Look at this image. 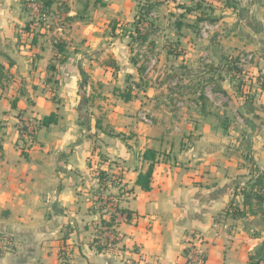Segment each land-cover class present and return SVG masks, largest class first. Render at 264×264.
<instances>
[{
  "label": "crops",
  "instance_id": "crops-1",
  "mask_svg": "<svg viewBox=\"0 0 264 264\" xmlns=\"http://www.w3.org/2000/svg\"><path fill=\"white\" fill-rule=\"evenodd\" d=\"M130 1H103L102 24L56 28L68 50L58 64L52 40L17 34L25 22L21 1L0 0V235L12 241L0 250V264H184L192 234L209 246L205 264H250L264 247V219L233 214L246 211L241 189L264 177V138L229 132L234 123L228 104L221 105L239 93L227 72L234 47L252 57L260 85L249 90L264 107V0L218 9L224 13L212 26L219 34L208 44L189 29L178 31L176 80L192 81L193 94L203 91L207 100L195 98L190 114L174 112L172 88L153 82V72L144 77L126 40L108 46L109 23L136 18ZM74 3L68 18L78 16ZM169 59L160 57L158 67ZM255 98L248 104L257 109ZM52 113L58 123L40 128L24 149L21 123ZM147 150L158 153V163L146 192L136 182L149 167ZM102 172L109 177L103 183ZM107 196L131 220L116 224L112 249L99 250L104 215L97 201Z\"/></svg>",
  "mask_w": 264,
  "mask_h": 264
},
{
  "label": "rangeland",
  "instance_id": "rangeland-1",
  "mask_svg": "<svg viewBox=\"0 0 264 264\" xmlns=\"http://www.w3.org/2000/svg\"><path fill=\"white\" fill-rule=\"evenodd\" d=\"M20 1L19 6L21 5L23 9L25 22L21 30L22 32L18 30L17 34L20 36L26 33L30 40L33 38L32 35L34 38L41 36L43 39L46 37L47 41L52 40V44L55 46L56 43L63 42L62 39L64 37V35L62 36L57 32L56 28L64 26L66 31L70 30L73 28L72 24L76 23L75 21H78V23H80V21L82 23H104V14L102 13L104 7L100 6L96 0H74L75 3L72 4V6L78 11V16L74 19L66 17L67 6L70 0H54L55 4L47 11H42L40 0ZM103 1L107 2V4L110 2V0ZM241 1L242 0H238L239 3ZM150 4L154 6L152 13L146 15V8ZM130 5L134 11L136 10V18L132 22L126 23V21L122 20L113 22L112 19H107L112 21L105 30V34L108 33V46H111L112 43L118 39L126 40L130 48V59H134V61L138 60L141 62V65H144V70L142 72L144 77L147 73L148 76L149 73L153 72V82H156L157 85L164 83L166 89L172 88L174 94L171 96L170 100L174 112L190 114L191 111L189 109L193 110L196 107L195 105H197V103L193 101L198 95L196 97V95L193 94V89L196 87L195 83L189 80L181 83L180 80H176V76L180 73L179 69L181 65L176 67L174 60H176V56L182 53L180 50V43L178 42V31L189 29L195 35L196 40L199 39V41L208 44L211 41L210 39L213 40L216 35L219 34L213 31V26L219 22L218 16L224 13L222 10L218 9L228 7L227 0H131ZM139 20L142 22H139ZM180 24H185L186 27L179 29V27L182 26H180ZM186 24H188V26ZM136 26H138L139 32L142 31L143 34L151 30L148 43L142 45L136 41V39L139 38L135 30ZM152 43H156V47H152ZM229 50H231L228 51L230 52L229 57L232 58L231 60H238L236 64L239 70L238 72L234 70L231 65L229 68H231L230 71L235 80L233 81V88L239 93L237 97L234 96L232 102L226 103L227 100H224L221 103V105L224 103L228 104L227 107L230 111V119L234 123L229 127L228 131L240 135H246L248 132L252 133V131H254L255 134L264 138V107L261 106L260 100L256 99L255 95L251 94L249 90L250 88H257L260 85L258 84L260 82L257 77L258 75H252V67L248 65V62L252 61V57L248 55L246 51H240L239 49H234V47H231ZM167 55H170L169 61L163 63L161 67H158L157 60H160V57L161 60H165ZM105 60L113 62L110 55H108ZM149 80L151 79L147 81ZM191 80L193 79L191 78ZM128 83L132 85V82L128 81ZM131 85L129 87H131ZM51 89L53 90L54 88ZM244 90L246 92L249 90V93L245 94ZM124 91H126V89H124ZM179 91L182 93L181 95ZM163 96L167 95L163 94ZM217 98L218 96L214 97V99ZM254 98L256 99L258 110L254 106H251L253 103L248 104L250 100L254 101ZM240 101L243 102L242 106L244 107V112L247 114L251 113L250 115L255 118V127L248 126L246 120L243 118V114L238 110V106L241 104ZM211 102H213V100H211ZM216 102L218 101L216 100ZM256 111L259 115L256 114ZM256 116H258V120H256ZM33 122H37L38 125L33 134L28 130L29 135L25 131V129H27L25 124ZM39 126L40 121L34 118H27L21 123L19 131L23 141L21 145L24 146V149L27 148L26 146L34 144L37 132H39Z\"/></svg>",
  "mask_w": 264,
  "mask_h": 264
},
{
  "label": "trees",
  "instance_id": "trees-1",
  "mask_svg": "<svg viewBox=\"0 0 264 264\" xmlns=\"http://www.w3.org/2000/svg\"><path fill=\"white\" fill-rule=\"evenodd\" d=\"M40 1H41L40 7H42V11L50 10L54 5V0H40ZM96 1L102 7L106 5L102 0H96ZM237 5H238V0H227L228 7L235 8L237 7ZM153 7H154L153 4H150L149 6H147L146 8L147 10L145 11V14L146 15L151 14ZM139 22H142V21L139 20ZM135 30H136V33H138L139 35V38L136 39L138 43H141L142 45H144L149 42V39H150L149 36H151V32H150L151 30L145 32L144 34L142 31L139 32L138 26H136ZM54 48L56 50V61L58 62V64H64L67 61L66 45L63 42H59L55 44ZM237 61L238 60H235V61L231 60L229 63L232 66V68L238 72L239 70L236 67ZM55 68H56L55 64H52L49 66L50 70H55ZM143 70H144V65L142 64L140 67V72L142 73ZM230 70L231 68H229L227 72L231 73ZM262 89L264 91V85L262 86ZM122 97L125 101H129L131 99V91L126 94H123ZM197 101L201 102L204 105L207 103V100L204 97L203 91L198 94ZM58 119L59 117H58V114L56 113H52L49 116L43 117L42 120H40L39 129L42 127H49L51 125H56L58 123ZM143 158L145 161L149 163V167L145 173H141L138 176L136 185L139 186L143 191L147 192V191H150L152 188L153 171H154L155 165L158 163V153L153 150H147L144 153ZM99 177L102 183L104 181L109 180L108 175L104 172L100 173ZM241 194L244 198V207L246 211L242 212L240 210L238 211L233 208L234 216H244L245 214H249L250 216H253V217L260 216L261 218L264 219V177L260 176L256 179L250 180L248 186L246 188L241 189ZM119 211L122 214H126L128 216L127 221L131 220L130 219L131 212L125 209H122V208H120ZM103 224L104 226H107L108 228H111L115 225L114 222L106 223L105 221H103ZM116 236H117V233H116ZM114 243H116V241H114ZM97 248L99 250H103L105 247L97 245ZM263 261H264V247L262 249H259L254 256L250 257V264H262ZM63 264H68V263L64 261Z\"/></svg>",
  "mask_w": 264,
  "mask_h": 264
},
{
  "label": "built area",
  "instance_id": "built-area-1",
  "mask_svg": "<svg viewBox=\"0 0 264 264\" xmlns=\"http://www.w3.org/2000/svg\"><path fill=\"white\" fill-rule=\"evenodd\" d=\"M143 119L149 122L147 118L143 117ZM25 125L27 126V129H25V131L28 134L29 132L33 134L36 131L38 123H26ZM97 209L102 210L104 215L103 221H105L106 223H115V225L111 228H108L107 226L104 227V224L102 223L100 228L103 233L101 237L102 245L107 249H112L115 246L114 241L119 240V235L116 232V224L120 221H127L128 216L126 214H122L119 211V202L115 197H101L97 201ZM11 247L12 241L9 238L0 235V250L9 249ZM208 251L209 246L206 244L204 238L199 234H192L186 244V255L184 264H205L208 257Z\"/></svg>",
  "mask_w": 264,
  "mask_h": 264
}]
</instances>
